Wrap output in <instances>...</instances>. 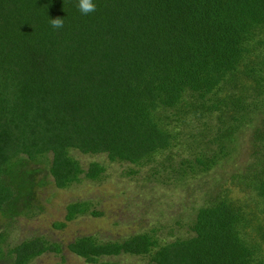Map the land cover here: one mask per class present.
I'll return each mask as SVG.
<instances>
[{"label":"trees","instance_id":"16d2710c","mask_svg":"<svg viewBox=\"0 0 264 264\" xmlns=\"http://www.w3.org/2000/svg\"><path fill=\"white\" fill-rule=\"evenodd\" d=\"M0 0V213L32 209L43 164L56 189L100 181L105 167L73 155L183 180L210 170L255 114L264 111V0ZM63 18L54 29L50 20ZM213 116L215 124L207 123ZM201 122L203 134L186 133ZM212 127V129H211ZM214 130V131H213ZM210 134L217 146L181 156ZM256 162L233 180L250 203L216 196L189 235L160 243L149 233L100 241L75 237L66 249L86 264L146 257L145 264H264V119L254 130ZM188 139V140H186ZM192 140V144H191ZM168 152L163 162L160 156ZM179 161L176 163L174 157ZM137 173L130 171L128 175ZM103 213L88 200L65 206L66 223ZM0 232V262L31 264L63 245L44 236L11 246Z\"/></svg>","mask_w":264,"mask_h":264},{"label":"rangeland","instance_id":"374dc122","mask_svg":"<svg viewBox=\"0 0 264 264\" xmlns=\"http://www.w3.org/2000/svg\"><path fill=\"white\" fill-rule=\"evenodd\" d=\"M254 117L252 124L244 126L236 136L228 156L210 170L179 181L174 180L173 174L170 180L160 178V175L165 176V172L153 176L154 165L138 169L127 163L109 162L104 155L91 156L73 151L83 168H87L91 162H99L105 167V172L98 182L83 180L80 184L59 190L42 163L32 165L40 170L37 177L39 185L32 200L34 206L29 211L22 204L17 205L19 214L11 218L0 213V232H6V241L11 246L39 236L63 245L60 254L46 253L31 264H86L66 249L69 242L81 235H92L100 241H108L149 233L160 243L185 238L189 235V225L197 210L216 196L242 201L251 207L252 196L248 191L241 190L233 178L256 162L257 155L254 156L253 150L255 145V150H258L259 144L254 142L253 134L256 127H261L264 111L257 112ZM207 123L215 124V117ZM190 125L186 133L205 132L201 122ZM209 139L210 134L199 138L191 146H185L180 150L181 156L190 158L189 154L199 149H203L206 154L215 151L217 146L209 144ZM167 155L168 152L160 156L158 161L163 162ZM174 159L176 163L179 161L177 156ZM130 171L137 173L128 175ZM78 200H88L92 208L102 212L103 216H81L66 223L63 230L54 229L53 223L64 222L65 206ZM103 261L112 264H145L147 259L121 255L104 258ZM0 264H12V260L4 259Z\"/></svg>","mask_w":264,"mask_h":264},{"label":"clouds","instance_id":"9594fccd","mask_svg":"<svg viewBox=\"0 0 264 264\" xmlns=\"http://www.w3.org/2000/svg\"><path fill=\"white\" fill-rule=\"evenodd\" d=\"M77 7L83 15H88L96 11V5L93 3V0H78ZM50 25L54 29H62L64 27V20L60 17L51 19Z\"/></svg>","mask_w":264,"mask_h":264}]
</instances>
